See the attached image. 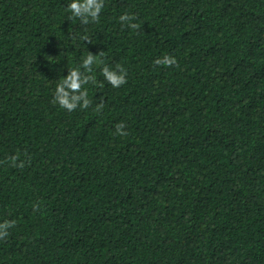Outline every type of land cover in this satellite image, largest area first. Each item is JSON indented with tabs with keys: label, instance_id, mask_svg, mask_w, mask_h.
Returning a JSON list of instances; mask_svg holds the SVG:
<instances>
[{
	"label": "trees",
	"instance_id": "1",
	"mask_svg": "<svg viewBox=\"0 0 264 264\" xmlns=\"http://www.w3.org/2000/svg\"><path fill=\"white\" fill-rule=\"evenodd\" d=\"M69 3L0 0V264H264V0Z\"/></svg>",
	"mask_w": 264,
	"mask_h": 264
},
{
	"label": "clouds",
	"instance_id": "2",
	"mask_svg": "<svg viewBox=\"0 0 264 264\" xmlns=\"http://www.w3.org/2000/svg\"><path fill=\"white\" fill-rule=\"evenodd\" d=\"M104 9V0H70L68 11L71 14L72 18L79 17L83 14L90 15L94 19L99 18V14ZM120 19L122 21H127L129 17L127 15H121ZM87 22V20L85 21ZM133 27H137V25H133ZM100 56L93 55L91 53L87 54L83 59V66L89 72L92 71V66L94 64L100 63ZM177 61L175 57L164 55L162 58L157 59L155 64L157 65H165L172 66L176 64ZM116 69H119L117 71ZM116 69L109 68L105 65L102 69V75L104 79L110 83L114 88H119L120 86L127 83V72L121 66L117 65ZM88 80H95L94 77H85L81 79L80 72L78 69H73L69 73L67 77H64L60 80V82L56 86V94H55V102L63 109L71 112L77 109V102L83 100V103L79 105L82 109H87L91 104V100L89 99L88 90L82 89V85L86 83ZM65 86L68 89L73 90L74 93L70 95L69 91L66 90ZM99 111L100 108L98 107ZM117 134L121 136H126L127 132L125 131V125L123 123L116 125ZM17 157H12V162L15 164ZM23 167V162L19 165ZM15 226V221H4L0 222V238H5L9 235V229Z\"/></svg>",
	"mask_w": 264,
	"mask_h": 264
}]
</instances>
